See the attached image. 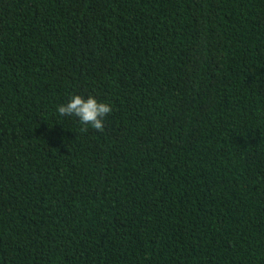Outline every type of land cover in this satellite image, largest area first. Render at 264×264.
<instances>
[{
  "label": "trees",
  "instance_id": "16d2710c",
  "mask_svg": "<svg viewBox=\"0 0 264 264\" xmlns=\"http://www.w3.org/2000/svg\"><path fill=\"white\" fill-rule=\"evenodd\" d=\"M0 264H264V0H0Z\"/></svg>",
  "mask_w": 264,
  "mask_h": 264
},
{
  "label": "clouds",
  "instance_id": "9594fccd",
  "mask_svg": "<svg viewBox=\"0 0 264 264\" xmlns=\"http://www.w3.org/2000/svg\"><path fill=\"white\" fill-rule=\"evenodd\" d=\"M112 107L108 103L98 102L93 96L87 98L82 95H73L69 102L60 105L58 112L61 116H74L79 118L82 125H91L98 131L104 130L103 118L112 112ZM87 131V127L81 129Z\"/></svg>",
  "mask_w": 264,
  "mask_h": 264
}]
</instances>
